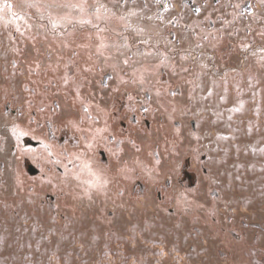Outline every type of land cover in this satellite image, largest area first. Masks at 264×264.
<instances>
[{
    "label": "rangeland",
    "instance_id": "obj_1",
    "mask_svg": "<svg viewBox=\"0 0 264 264\" xmlns=\"http://www.w3.org/2000/svg\"><path fill=\"white\" fill-rule=\"evenodd\" d=\"M8 2L0 264H264V3Z\"/></svg>",
    "mask_w": 264,
    "mask_h": 264
},
{
    "label": "snow or ice",
    "instance_id": "obj_2",
    "mask_svg": "<svg viewBox=\"0 0 264 264\" xmlns=\"http://www.w3.org/2000/svg\"><path fill=\"white\" fill-rule=\"evenodd\" d=\"M86 2H87V0H84V2H82V3L72 4V5H70V6H71L72 8H74V9H77L80 13H85V12H86V8H85V3H86ZM216 2L218 3L219 0H216ZM260 2H261V3H264V0H260ZM157 3H159V0H157ZM206 3H207V0H206ZM163 7H164L165 10H167V9L169 8V4L165 3V4L163 5ZM234 7L239 8V4H236ZM101 8H103V5H100V6L97 7L96 10H95V14H94V15H95V18H96L97 20L102 19V16L100 15V9H101ZM3 9H7V10L11 11V10L13 9V4L9 3L8 0H3L2 9H0V10H3ZM193 11H194L195 13L199 14V13L202 12V8L199 7V6H197V7H195V8L193 9ZM13 14H15V13H13ZM119 19L123 20L124 17H119ZM149 19H151V17H149ZM79 22L82 23V24H89V23H91V20H88V19H81ZM168 23H172V21H168ZM93 26L95 27V25H93ZM101 31H104V30H101ZM205 39H207V37H205ZM103 47H105V45H104L103 42H101V43L99 44L98 51H99L100 48H103ZM243 47H244V48H247L248 45L245 44V45H243ZM101 54H102V53H101ZM123 63H124V64H128L129 61H128L127 59H125V60L123 61ZM163 63H164V61L161 60V64H163ZM113 67H115V66H113ZM84 71H89V69H84ZM150 71H151L150 69L145 68V69L143 70V72L140 74V76H139V83H140L141 85H142L143 83L146 82V79H147L146 74L149 73ZM183 71H184V72H188L189 69L184 68ZM67 82H68V81H67V79H66V80H65V83H67ZM122 83H123V81H122ZM160 94H161L160 91H157V95H160ZM130 99H131V97H130ZM83 111H84L85 113H87V112L89 111L88 107H84ZM71 126H72L74 129H76V130L83 131V130L80 128L79 122L72 123ZM13 131H15V129H14ZM99 131H101V130H98V132H99ZM102 131H107V129L105 128V129H103ZM85 138L87 139V137H85ZM93 139H95V136H93ZM92 146H93V145H92L91 143H89V144L86 145V147H88V148H91ZM114 155H117V158H119L118 152H117V153H114ZM85 167H87V165H85ZM89 186L92 187V188H96V187H98V186H102V183H101V181H100V177H96V180H95V181H90V182H89Z\"/></svg>",
    "mask_w": 264,
    "mask_h": 264
}]
</instances>
